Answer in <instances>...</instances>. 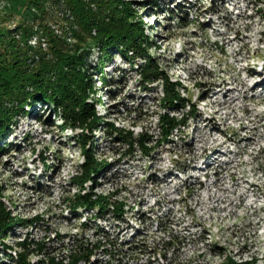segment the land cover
<instances>
[{"label": "rangeland", "instance_id": "1", "mask_svg": "<svg viewBox=\"0 0 264 264\" xmlns=\"http://www.w3.org/2000/svg\"><path fill=\"white\" fill-rule=\"evenodd\" d=\"M109 1L135 21L143 53L115 48L100 65L103 43L68 0H25L26 19L21 1L12 12L0 0L11 38L64 64L76 100L91 105L81 118L39 104L12 116L0 143V264H116V253L127 264H264V0H163L156 11L153 0ZM177 4L197 9L192 22L170 16ZM96 65L119 81L86 80Z\"/></svg>", "mask_w": 264, "mask_h": 264}, {"label": "trees", "instance_id": "2", "mask_svg": "<svg viewBox=\"0 0 264 264\" xmlns=\"http://www.w3.org/2000/svg\"><path fill=\"white\" fill-rule=\"evenodd\" d=\"M8 1L14 2L13 7H9L10 11L18 12L17 2L21 1V4L19 3L20 7L26 9V11L22 12V17L26 19L33 16V14L29 11L30 9L26 8V5H23V1L25 0ZM68 1L72 5V9L77 13V15L79 17L81 15L82 24L84 23V26H86L88 34H90V32L95 29L97 35L94 38V41L103 43L100 51L101 55H99L98 58V63H100V65H102V63H106V61L110 58V52L115 48L120 55L124 56V58H128L127 52L129 51L131 54L143 53L142 44L134 41L136 39V34H134L133 30V24L135 21H133L132 18L128 17L126 14L123 17L121 12L118 10L116 3L109 0ZM162 1L163 0H153L151 6L154 7L155 11L160 7ZM94 5L95 8H92ZM175 7H177L176 12L168 9L170 16L172 17L174 15L175 21L179 23L181 22V24H185L190 21L192 22V20L188 19V15L190 11L196 12V8L185 6L186 9L184 11V5L177 4ZM182 12L183 15L181 14ZM22 25L23 24H20L19 27L21 32L25 35L23 37H31L34 31L29 26ZM43 31L44 30L42 29L41 37L46 35V33ZM11 36V34H8V30L3 28L0 24V143L2 140H5L6 131L10 129L9 127L11 125L10 122L12 121V116L16 115L17 117H21L27 114L25 107H34L35 104L45 107H47V105H51L55 110V114L59 113L60 115L63 113L62 115L65 119H68V117L81 118L83 114L82 112H84V114L87 112L90 113L91 105L86 103V101L79 103L76 100V97L73 95L71 90V84L67 81L65 76L66 74L58 71L60 67H63L64 64L61 65L56 63L58 66L57 70L55 64L45 60L44 53L40 52L39 49H36L28 43H19L17 40L11 38ZM3 44H5V46ZM3 49H6L9 52V55L7 56L8 59L3 56ZM32 53H34V55L38 54L39 59L36 65L34 64L35 66L32 65L31 67V65L27 64L26 60L29 59ZM5 61L8 62L7 65L3 64ZM150 64H152V62ZM98 65L91 68V71L94 73L88 74V78H86V80H89V76L93 75L99 79V82L103 88L105 86H109L108 84H112L114 82L117 83V81H119L114 80L112 77L109 79L105 78L101 73L102 66L99 68ZM153 79L155 81L152 80V82H156L159 77L153 76ZM76 81L79 82V79L76 78ZM76 81L74 83L77 84ZM80 81H82V79ZM76 87L77 85L75 88ZM61 99H63V101L64 99L67 101L69 99H73L75 103L68 108V102L64 103ZM182 102L183 99L178 98L175 107L182 104ZM172 105L174 106V104ZM77 108L80 110L76 112ZM37 118L39 119L40 116ZM39 122H44V119L40 118ZM165 123L170 129L169 131L175 128L176 124L172 119L166 120ZM169 131L166 132V134H170L171 132ZM107 133L108 134L105 137L111 138V140L115 141V132L110 131ZM79 147L80 149H83L82 153H84L86 157H91L92 153L94 152L92 146L81 145ZM4 149V147H0V153H2ZM101 171H103V169L98 167L94 168L93 174L96 175ZM91 180L94 182V177H92ZM78 202L80 205L87 204L89 206L90 196L83 195L80 199H78ZM72 209L71 210L74 213L77 212L76 210H78V208L75 206H72ZM102 211V208H100V212ZM2 213L4 214L5 212L3 210L0 211V218H2ZM4 221L5 220L0 221V234L4 231V228L5 230L9 228L7 224H4ZM89 225L90 224H88V227ZM47 249H51V247H48ZM217 255H222V252H218ZM122 256L123 254L121 253H116V256H114L117 264H127L125 259H122Z\"/></svg>", "mask_w": 264, "mask_h": 264}, {"label": "bare ground", "instance_id": "3", "mask_svg": "<svg viewBox=\"0 0 264 264\" xmlns=\"http://www.w3.org/2000/svg\"><path fill=\"white\" fill-rule=\"evenodd\" d=\"M249 75H250V74H249ZM262 77H263V76H262ZM261 81H264V78H261ZM258 82H259V81H258ZM262 86H264V83L262 84ZM234 90H237V89H234V88H233V89H229V91H232V92H233ZM227 91H228V90H227ZM260 92H261V91H260ZM222 96H224V93H222ZM229 99H230L231 102H234L236 98H235V96L232 95ZM219 199H220V198H219Z\"/></svg>", "mask_w": 264, "mask_h": 264}, {"label": "built area", "instance_id": "4", "mask_svg": "<svg viewBox=\"0 0 264 264\" xmlns=\"http://www.w3.org/2000/svg\"><path fill=\"white\" fill-rule=\"evenodd\" d=\"M99 235L104 236L103 234L99 233ZM117 264V263H116Z\"/></svg>", "mask_w": 264, "mask_h": 264}]
</instances>
